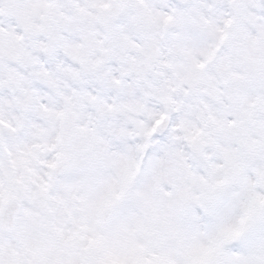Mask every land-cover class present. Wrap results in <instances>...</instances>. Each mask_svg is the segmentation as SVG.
<instances>
[{"label":"snow or ice","instance_id":"obj_1","mask_svg":"<svg viewBox=\"0 0 264 264\" xmlns=\"http://www.w3.org/2000/svg\"><path fill=\"white\" fill-rule=\"evenodd\" d=\"M0 264H264V0H0Z\"/></svg>","mask_w":264,"mask_h":264}]
</instances>
